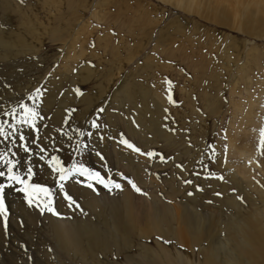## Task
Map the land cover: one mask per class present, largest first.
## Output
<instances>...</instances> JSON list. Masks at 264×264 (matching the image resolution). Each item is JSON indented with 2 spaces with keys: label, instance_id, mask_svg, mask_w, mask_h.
<instances>
[{
  "label": "rangeland",
  "instance_id": "obj_1",
  "mask_svg": "<svg viewBox=\"0 0 264 264\" xmlns=\"http://www.w3.org/2000/svg\"><path fill=\"white\" fill-rule=\"evenodd\" d=\"M19 1L21 9L10 14L9 23L39 50L33 73L24 72L25 81L32 75L61 100L83 69L89 81L81 93L101 96L83 119L62 127L54 119L58 100L49 112L44 109L43 134L33 147L39 181L47 176L40 170V157L48 152L75 170L71 185L77 188L69 192L82 202L80 188L96 191L98 183H106L116 189L124 182L115 194L131 192L136 210L141 201L150 205L156 192L170 204L169 179L177 172L184 195L200 193L209 212L230 213L228 200L234 195L242 206L246 204L245 193L235 194L239 189L230 172H241L252 161L259 174L264 167V0H196L194 8L185 0ZM5 13L0 11V20ZM33 20L39 26L36 40ZM57 33L63 38L55 41L52 34ZM68 34L70 40L64 37ZM23 58L31 60L29 55ZM142 97L145 102H140ZM84 108L77 106L79 111ZM65 132L71 135L63 141ZM80 134L95 136L92 142L87 139L91 148L78 145ZM119 141L139 151L124 155L119 148L113 150ZM237 178L246 182L242 175ZM162 181L164 185L158 186ZM76 211L82 212L78 207ZM7 228L0 237V264H6V251L12 255V249H25L18 234ZM143 242L152 253L159 244L175 253L178 248L157 235ZM129 254L140 260L138 247L103 259L107 264H126ZM48 260L87 264L78 257L53 261L50 254Z\"/></svg>",
  "mask_w": 264,
  "mask_h": 264
},
{
  "label": "bare ground",
  "instance_id": "obj_2",
  "mask_svg": "<svg viewBox=\"0 0 264 264\" xmlns=\"http://www.w3.org/2000/svg\"><path fill=\"white\" fill-rule=\"evenodd\" d=\"M0 1V11L8 13L0 20V125H3V134H0V173H3L0 175V199L3 200L0 237L9 226L25 246L24 250L12 249V255L6 251V264H52L49 260L46 261L49 254L53 261H67L78 257L87 264H107L103 259L107 254L116 255L135 247L139 248L137 258L140 260L131 258L129 254L126 256L129 260L126 264H264V189L260 190L261 185L264 187V167L260 168V173H263L261 175L255 170L257 163L253 161L249 162L251 165L247 163L241 172H230L233 183L239 189L235 194L245 193L243 198L247 201L242 206L239 196L234 195L229 199L225 194L232 209L230 213L220 210L209 212L205 202H200V193L184 195L182 180L178 181L177 172L169 179L170 204L164 202L161 194L156 192L150 198V205L141 201L143 206L141 203L138 210L134 206L131 192L119 190L115 194V190L124 182L116 189H110L106 187V183L99 186L101 183L97 181L96 191L80 188L79 195H83V202L78 197H73L69 191L77 188L71 185V172L75 170L71 171L72 168L65 160L52 157L48 152L41 153L40 160L43 164L40 165V170L46 171L47 176L44 175L45 181H39L33 164V158L38 155H35L33 147L38 145L43 134L41 120L44 117L41 119L40 115L44 109L49 112L57 96L52 94V87L49 89L46 85L40 86L32 75L25 81L24 72L27 69L28 73H33L39 50L28 42L19 27L13 22L9 23L12 21L10 14L21 9L20 1L15 0L17 6L13 0ZM195 2L196 0H185V4L193 8ZM178 4L184 5L181 1ZM32 14L37 17L36 13ZM37 24L35 22L31 26L33 31L36 30L32 34L33 40L35 33L39 31ZM70 35H65V39L70 40ZM52 37L57 41L63 35L57 33L52 34ZM66 45L65 43L64 46ZM28 55L31 60L23 58ZM88 81L87 74L80 69L69 92L61 100L57 99V114H54V119L59 127L83 119L82 115L89 114L92 107L101 100L99 92L81 93L82 85ZM43 87L48 89L44 91ZM130 95L132 96V92ZM146 99L142 97L140 102H145ZM79 104L85 106L84 110H77ZM97 134L95 132L94 135L98 137ZM69 135L71 134L65 132L63 141ZM94 135L90 134L88 139L85 134H80L76 142L81 147L91 148V143L90 146L87 145V139L92 142ZM118 145L113 150L119 148L124 155H130L136 149L121 141ZM98 160L102 161L101 158ZM163 163L160 164L162 169L165 167V162ZM9 168H12L11 172ZM237 175H242L246 182H240ZM163 185L162 181L158 186ZM110 191L112 195L107 194ZM254 192L258 193L257 197ZM76 206L82 212H77ZM155 235L176 243L177 252L174 249L167 250L159 244L157 252L152 253L143 241ZM139 240L142 242L138 243Z\"/></svg>",
  "mask_w": 264,
  "mask_h": 264
},
{
  "label": "snow or ice",
  "instance_id": "obj_3",
  "mask_svg": "<svg viewBox=\"0 0 264 264\" xmlns=\"http://www.w3.org/2000/svg\"><path fill=\"white\" fill-rule=\"evenodd\" d=\"M2 130H3V125H0V134H3V132H2ZM262 135H264V133H262ZM21 139H23V137H21ZM124 143H128L127 141H124ZM128 147H130V148H132L133 147V145H131V144H128ZM135 151H139V149L137 148V149H134ZM149 155H152L151 153H149ZM9 171L11 172L12 171V168H9ZM29 171H31V170H29ZM0 175H3V173H0ZM13 179H17L16 177H12ZM61 179H64V177H61ZM134 186V185H133ZM117 187H119V185H117ZM135 187V186H134ZM137 191H139V189H137ZM0 192H2V186H0ZM3 208V200L2 199H0V209H2ZM50 211H51V209H49Z\"/></svg>",
  "mask_w": 264,
  "mask_h": 264
}]
</instances>
